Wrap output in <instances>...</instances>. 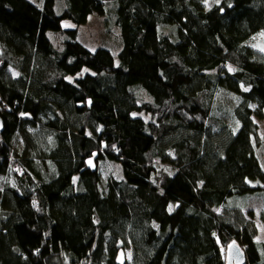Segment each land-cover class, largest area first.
<instances>
[{
  "label": "trees",
  "instance_id": "16d2710c",
  "mask_svg": "<svg viewBox=\"0 0 264 264\" xmlns=\"http://www.w3.org/2000/svg\"><path fill=\"white\" fill-rule=\"evenodd\" d=\"M57 1L0 0V264H116L120 246L125 264H226L233 243L264 264L229 202L264 198V0ZM111 8L121 51H89L77 28ZM222 91L238 130L213 114ZM103 163L122 180L103 186Z\"/></svg>",
  "mask_w": 264,
  "mask_h": 264
},
{
  "label": "rangeland",
  "instance_id": "374dc122",
  "mask_svg": "<svg viewBox=\"0 0 264 264\" xmlns=\"http://www.w3.org/2000/svg\"><path fill=\"white\" fill-rule=\"evenodd\" d=\"M32 2V0H30ZM35 5H40V0H33ZM65 0H58L55 5L56 14L60 15L63 9L66 6ZM206 3V9L211 8L212 5L218 4V0H205ZM88 22L85 25H82L81 27L77 28L78 30V37L77 41H79L82 45H84L89 51L94 52L98 48L102 49H108L112 52L114 56H116L120 51L122 47V41L120 39V29L117 28L115 24V16H114V9L111 8L110 11L104 15V17H99L97 15H93L88 18ZM68 25V26H67ZM64 28H69V24L65 23L63 25ZM160 30L165 35H170V37H173L174 29L172 26L164 27L162 26ZM53 33L49 34V39H52V42H54L55 47L59 48L62 45V42L60 41L59 37H52ZM250 46L253 48H257L261 50L264 54V32H260L259 35H257L251 42ZM230 71L233 70V68L228 67ZM86 72V71H85ZM85 72H83L85 74ZM83 74V75H84ZM69 81H72L69 79ZM249 90V88L245 89V91ZM216 102H214V112L213 114L215 117H219L223 119V121L230 122L236 130L237 126L234 121H230L231 112H233L234 108H236L238 102H236V99H233V96L231 94H227L222 91V93L215 96ZM218 100V101H217ZM264 113V112H263ZM147 122L151 120L149 116H144ZM252 120L256 124L258 128V137L261 145L257 148V155L261 162V165L264 169V114L262 119H258L255 116H252ZM18 146L17 148L20 149V145L16 144ZM18 152H21V150H18ZM101 180H103L102 185L105 186V182L108 178L113 177L117 180H122V169L119 168L117 164L113 163H103L101 164ZM168 172L166 169L163 170V173ZM18 174H22L18 171ZM156 177V176H155ZM156 179V178H155ZM10 181V183H13L14 180L10 177L6 178V176L0 177V188L3 187V184L6 181ZM263 201L264 198L260 197H252L248 199H240V198H231L229 201L236 202V207H239L241 209V214L243 217H245L248 220L255 219L256 226L258 227V234H257V240L263 242L264 241V225L259 220V214L263 211ZM216 213L218 215H221L223 213V210L217 209ZM253 218V219H252ZM119 250L124 251V255H126V261L129 262L131 260L130 251L119 248ZM228 252V251H227Z\"/></svg>",
  "mask_w": 264,
  "mask_h": 264
},
{
  "label": "water",
  "instance_id": "95a60500",
  "mask_svg": "<svg viewBox=\"0 0 264 264\" xmlns=\"http://www.w3.org/2000/svg\"><path fill=\"white\" fill-rule=\"evenodd\" d=\"M3 120L0 118V135L3 132ZM226 253V264H245L244 254L239 250V247L233 243L228 249ZM126 255H124L123 250H120L117 253L116 264H125Z\"/></svg>",
  "mask_w": 264,
  "mask_h": 264
},
{
  "label": "bare ground",
  "instance_id": "6f19581e",
  "mask_svg": "<svg viewBox=\"0 0 264 264\" xmlns=\"http://www.w3.org/2000/svg\"><path fill=\"white\" fill-rule=\"evenodd\" d=\"M256 241L258 242V243H264V241L263 242H261V241H258L257 239H256ZM238 247H239V250H241V252L244 254V248L242 247V246H239L237 243H235Z\"/></svg>",
  "mask_w": 264,
  "mask_h": 264
},
{
  "label": "crops",
  "instance_id": "0c3cea01",
  "mask_svg": "<svg viewBox=\"0 0 264 264\" xmlns=\"http://www.w3.org/2000/svg\"><path fill=\"white\" fill-rule=\"evenodd\" d=\"M40 1H41V3H42L43 0H40ZM33 2H35V1L32 0V3H33ZM67 26H68V25H67Z\"/></svg>",
  "mask_w": 264,
  "mask_h": 264
}]
</instances>
